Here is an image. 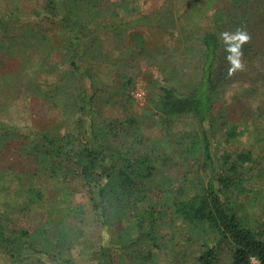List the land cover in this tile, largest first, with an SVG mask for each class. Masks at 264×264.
<instances>
[{
	"label": "rangeland",
	"instance_id": "obj_1",
	"mask_svg": "<svg viewBox=\"0 0 264 264\" xmlns=\"http://www.w3.org/2000/svg\"><path fill=\"white\" fill-rule=\"evenodd\" d=\"M134 1V6L117 8L124 19L147 16L159 25L134 27L123 37L106 30L101 33L100 56L107 62L103 58L91 61L99 77L93 113L116 148L132 156L153 157L157 170L149 187L151 200L161 212V249L145 260L148 249L143 247L148 245L133 242L137 237L130 214L108 229L103 227L91 209L76 161L68 160L63 168L59 163L43 165L38 151L29 153L24 141L7 136L0 141V207L13 216V226L31 232L34 244L56 253L59 244L63 255H73L78 264H103L97 258L102 244L111 248L116 264H196L203 237L198 231L200 237L188 238L190 228L176 217L175 204L190 197L199 184L198 176H204L201 146L196 145L201 133L192 118L168 116L157 108L159 87L175 84L184 89L198 84L203 32H215L220 38L237 29L248 33L250 40L242 48L244 69L223 80L214 115L220 153L244 149L256 153L255 178L248 183L244 210L251 226L264 227V0ZM103 5L105 10L110 6L108 2ZM12 6L18 7L19 15L30 16L34 10L43 11L45 0H0V13ZM12 33L18 36V46L6 44L0 51V123L82 136L80 114H66L64 107L26 93L15 78L24 65L22 59L32 60L36 52L51 54L52 63H58L57 56L64 51L54 47L59 33L56 26L34 22L17 26ZM91 49L94 56L95 49ZM232 128L237 131L236 140L229 142L227 131ZM78 206L81 212L69 214L70 208ZM118 240L116 247L112 241ZM0 264L13 263L0 256ZM217 264H232L230 246L221 250Z\"/></svg>",
	"mask_w": 264,
	"mask_h": 264
},
{
	"label": "trees",
	"instance_id": "obj_2",
	"mask_svg": "<svg viewBox=\"0 0 264 264\" xmlns=\"http://www.w3.org/2000/svg\"><path fill=\"white\" fill-rule=\"evenodd\" d=\"M106 2L110 6L105 10L103 4ZM134 2L45 0L43 11L34 10L30 16L19 15L17 6L2 10L0 51L5 49L6 44L18 46V36L16 38L12 33L17 26L34 22L42 26H56L59 33L54 47L64 51L57 56L58 63H52L51 54L36 52L32 60L29 57L22 59L24 65L21 73L15 75L16 82L26 93L64 107L66 114L76 117L80 114L79 121L84 132L77 137L43 132L33 127L12 128L0 123V141L5 136L24 141L29 153L39 152V161L43 165L59 163L63 168L68 160L76 161L80 167L78 177L87 189L91 209L98 215L103 227L108 229L113 222L124 220L127 214L132 215V231L137 237L133 242L141 247L148 245L143 247L148 249L147 261L155 256V249H161V212L151 200L152 190L149 187L157 166L150 155L132 156L116 148L107 131L98 126L93 113L99 77L93 71L91 61L103 58L99 48L101 33L106 30L114 36L123 37L134 27L159 25L147 16L134 21L124 19L117 8H121L122 4L129 8L128 5L134 6ZM10 30L11 40L7 37ZM200 42L203 65L198 84L193 88L184 86V89L175 84L161 85L156 102L157 108L168 116L192 118L199 124L201 133L200 142L196 145L201 146L200 162L203 163L200 165L204 176H198L199 184L190 197L175 204L176 217L188 223V238L200 237L196 235L198 231L203 237V250L197 256L196 264H217L219 253L228 246L232 249V264H264V227L251 226L244 210V197L250 192L248 183L255 178L253 165L256 153L252 149L236 153L219 152L214 110L219 98L218 89L224 79L229 80L227 53L224 50L226 43L212 31L203 32ZM90 46L95 49L94 56H91ZM30 49L36 48L30 46ZM28 62L32 63L31 67ZM43 75L45 77L42 78ZM125 81L129 86L130 81ZM82 83L88 84L85 87L88 91ZM3 105L8 106V103ZM110 128L113 130V125ZM227 135L229 142L235 141L236 129H229ZM76 210L79 211L80 207L70 208L69 214ZM13 223V216L7 208L0 207V256L7 262L78 264L73 255H63V246H55L58 253L40 247L32 242L28 229L16 228ZM119 241H112L113 245L117 247ZM111 251L110 247L102 244L97 258L103 264H116Z\"/></svg>",
	"mask_w": 264,
	"mask_h": 264
},
{
	"label": "clouds",
	"instance_id": "obj_3",
	"mask_svg": "<svg viewBox=\"0 0 264 264\" xmlns=\"http://www.w3.org/2000/svg\"><path fill=\"white\" fill-rule=\"evenodd\" d=\"M221 38L226 42L225 52L227 53L225 59L230 65L228 69V75L231 76L237 71H242L244 69V64L242 63L243 46L249 42L250 36L243 29H237L235 33L224 32L221 34ZM232 44L234 46H227Z\"/></svg>",
	"mask_w": 264,
	"mask_h": 264
}]
</instances>
